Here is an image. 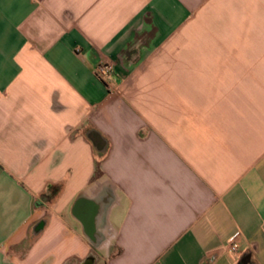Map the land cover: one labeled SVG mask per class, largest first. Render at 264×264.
I'll return each mask as SVG.
<instances>
[{
	"label": "crops",
	"instance_id": "1",
	"mask_svg": "<svg viewBox=\"0 0 264 264\" xmlns=\"http://www.w3.org/2000/svg\"><path fill=\"white\" fill-rule=\"evenodd\" d=\"M246 256L264 264V0H0V264Z\"/></svg>",
	"mask_w": 264,
	"mask_h": 264
},
{
	"label": "built area",
	"instance_id": "2",
	"mask_svg": "<svg viewBox=\"0 0 264 264\" xmlns=\"http://www.w3.org/2000/svg\"><path fill=\"white\" fill-rule=\"evenodd\" d=\"M114 64V61L111 59H102L97 63L94 69L96 77L105 85L109 92L114 91V87L111 82ZM233 240L231 242L230 250L235 253L236 247L233 244Z\"/></svg>",
	"mask_w": 264,
	"mask_h": 264
},
{
	"label": "trees",
	"instance_id": "3",
	"mask_svg": "<svg viewBox=\"0 0 264 264\" xmlns=\"http://www.w3.org/2000/svg\"><path fill=\"white\" fill-rule=\"evenodd\" d=\"M59 186L61 185H55L54 187H52V189L50 190V187L47 188V192H50V196L54 195L55 192L57 191V189L59 188ZM238 264H252V261H250V258L248 256L243 257Z\"/></svg>",
	"mask_w": 264,
	"mask_h": 264
}]
</instances>
